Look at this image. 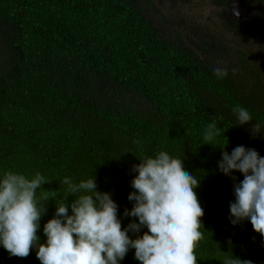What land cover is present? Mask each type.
Returning a JSON list of instances; mask_svg holds the SVG:
<instances>
[{
    "label": "trees",
    "instance_id": "obj_1",
    "mask_svg": "<svg viewBox=\"0 0 264 264\" xmlns=\"http://www.w3.org/2000/svg\"><path fill=\"white\" fill-rule=\"evenodd\" d=\"M188 1L0 0V177L39 172L51 181L42 190L56 191L59 199L64 177L80 182L93 176L96 190L111 193L118 205L123 228L138 222L123 214L134 203L127 198L134 191L132 166L166 151L200 179L195 191L204 209V239L197 264H224L231 254L264 264V238L248 220L229 221L234 182L218 169L225 146L229 154L243 145L264 157V0L210 2L222 29L258 43L228 48L198 15L178 12L176 20L188 29L162 32L157 6ZM235 1L252 5L251 16L235 18ZM216 67L227 76L217 79ZM237 105L250 112L251 122L237 125ZM214 117L222 134L205 145L204 130ZM254 123L262 125L256 135ZM232 175L236 183L243 180ZM55 210L50 199L39 222L40 243ZM36 251L20 258L0 245V264H40ZM134 252L119 264H140Z\"/></svg>",
    "mask_w": 264,
    "mask_h": 264
},
{
    "label": "clouds",
    "instance_id": "obj_2",
    "mask_svg": "<svg viewBox=\"0 0 264 264\" xmlns=\"http://www.w3.org/2000/svg\"><path fill=\"white\" fill-rule=\"evenodd\" d=\"M245 6L250 10L247 16H251L255 8ZM213 72L217 79L227 76L226 69L216 67ZM232 111L237 125H246L253 119L239 105ZM261 126L254 123L250 131L259 134ZM221 134L214 117L204 130L205 145H211ZM225 147L220 148L218 169L234 182L235 199L229 204V221L235 226L248 220L253 231L264 238V157L243 145L235 147L231 154L224 151ZM139 161L132 166L131 171L136 173L131 181L134 191L127 197L134 203L130 211L125 209L123 213L138 222L123 228L117 215L118 205L111 193L96 190L93 176L80 182L64 177L66 191L57 199L56 191L42 190L41 186L51 181L39 172L29 178L5 171L0 177V245L10 256L20 258H26L36 248L40 264H119L129 249L135 250L134 258L140 264H197L196 249L204 239V209L195 191L200 179L185 169L184 161L166 151L142 156ZM234 172L243 176L239 183ZM69 196L74 197L70 204ZM50 199L55 201L56 210L43 226L46 241L40 243L39 222ZM142 228L147 232L135 239L129 237V232L137 234ZM224 264L252 261L231 254L225 255Z\"/></svg>",
    "mask_w": 264,
    "mask_h": 264
},
{
    "label": "rangeland",
    "instance_id": "obj_3",
    "mask_svg": "<svg viewBox=\"0 0 264 264\" xmlns=\"http://www.w3.org/2000/svg\"><path fill=\"white\" fill-rule=\"evenodd\" d=\"M212 0H190L188 3L182 4L181 7L167 5L166 3H161L159 7L163 13L162 17L158 19L157 26L162 30V32L167 33V36L173 34L174 31L178 33H184L188 28L183 24L179 23L176 18H178V12H181L188 17L200 16V25L212 32V34L217 35L216 40L219 46L227 47L235 46L236 44L241 47H248L257 45L258 43L254 40L248 41L249 38L236 36L233 32H228L222 29V22L215 16L218 12L217 9L210 5ZM202 17V18H201ZM194 30V28L192 29ZM198 32V31H197ZM194 30V36H198ZM211 34V38L214 36ZM226 43V44H225ZM213 44V43H211Z\"/></svg>",
    "mask_w": 264,
    "mask_h": 264
},
{
    "label": "water",
    "instance_id": "obj_4",
    "mask_svg": "<svg viewBox=\"0 0 264 264\" xmlns=\"http://www.w3.org/2000/svg\"><path fill=\"white\" fill-rule=\"evenodd\" d=\"M249 8H247L242 2L235 1L231 4L230 13L233 14L235 18L242 19L246 18L249 13ZM234 12H238V15H235Z\"/></svg>",
    "mask_w": 264,
    "mask_h": 264
}]
</instances>
